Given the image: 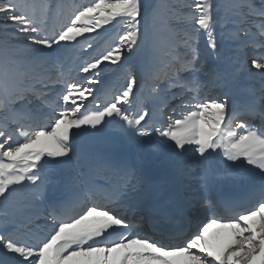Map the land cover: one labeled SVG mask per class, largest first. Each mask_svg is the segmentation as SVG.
<instances>
[{
    "label": "snow or ice",
    "instance_id": "obj_1",
    "mask_svg": "<svg viewBox=\"0 0 264 264\" xmlns=\"http://www.w3.org/2000/svg\"><path fill=\"white\" fill-rule=\"evenodd\" d=\"M106 25L120 29L111 43L76 54ZM142 50L138 82L121 61ZM105 62L125 83L101 95ZM244 73L261 86L230 102ZM113 124L139 145L171 142L199 199L166 208L126 161L76 146ZM221 177L246 180L243 193L218 194ZM0 205V264H264V0H0ZM194 207L211 220L180 244L140 231L191 225Z\"/></svg>",
    "mask_w": 264,
    "mask_h": 264
},
{
    "label": "bare ground",
    "instance_id": "obj_2",
    "mask_svg": "<svg viewBox=\"0 0 264 264\" xmlns=\"http://www.w3.org/2000/svg\"><path fill=\"white\" fill-rule=\"evenodd\" d=\"M110 25H106L103 28H106ZM227 48V47H226ZM226 50V49H225ZM224 51V50H223ZM229 54L221 51V56L225 57ZM145 54L143 50L141 51V60L144 63ZM209 63L215 64L220 63L221 61H217L214 57L209 58ZM239 81H242L244 87L239 86L237 83L231 88L230 102H239L241 105H246L250 100V97L243 91V89L248 87H254L253 77H248L247 73L241 75ZM175 106L179 105V101L174 102ZM83 112V108L81 109ZM164 121L161 120L160 123ZM148 139L150 142L144 145H139L136 148V151L127 155H117L112 154L117 160L126 161L129 165L137 167V170L154 186L155 196L154 199L156 202H165L169 204H177L180 201L181 194L187 196L190 200L195 202L201 196V192L197 188V182L194 179L184 178L181 179L176 171V161L177 157L171 155L168 146L161 141V139L154 135L153 138H144ZM156 140V142H155ZM79 148V147H78ZM171 149V148H170ZM172 150V149H171ZM109 154V153H108ZM161 159L163 162L160 166L155 165L156 159ZM218 172V170H217ZM223 168L218 173H222ZM154 176V177H153ZM246 180H238L232 177H221L217 178L213 181L214 190L219 194L223 191L224 186L226 185H235L238 189H241V194L243 193V189L246 185ZM133 196L135 194H132ZM196 208H191L190 210L195 211ZM189 210V211H190ZM199 213L198 223H201L203 219L209 218L212 215L210 212H205L202 209ZM195 217V215L193 216ZM195 221L191 224V229L198 224ZM46 231V229H45ZM39 235H44V232H40ZM185 238L179 239L181 241H175L172 246L180 244L184 241ZM178 242V243H177ZM169 243V242H167ZM168 244V245H170Z\"/></svg>",
    "mask_w": 264,
    "mask_h": 264
},
{
    "label": "rangeland",
    "instance_id": "obj_3",
    "mask_svg": "<svg viewBox=\"0 0 264 264\" xmlns=\"http://www.w3.org/2000/svg\"><path fill=\"white\" fill-rule=\"evenodd\" d=\"M86 2H88V0H65V3H67L68 5H72L74 3L80 4V3H86ZM148 2L151 4V3H154L155 0H148ZM66 14H67V12L65 13V16H66ZM106 29H107V31H106ZM118 31H120L119 27L113 29L112 25H110L106 28L98 29L97 33H91V34L86 33L84 37H78V41L83 42V52H80L79 49H77L76 54L83 56L84 58H87V56L89 54L96 55L97 51L103 49L104 47H106L109 43H111L115 39ZM98 33H100L101 35H98ZM89 37L92 38V43H93L92 49H88L86 47V38H89ZM221 51L222 52L227 51V53L229 55L231 54V48L227 44L222 46ZM66 55L69 58V63H71L72 59H74L73 52L71 50H69L66 53ZM124 56H125L126 60H122L121 63H124L125 67H132L135 70L137 80L139 82L141 80V71H142V67H143V61L141 60V52L137 53L135 55H131V56H129L128 53H125ZM105 63L107 64V70L101 74V77H100L101 83L96 85V88L101 90V92H100L101 95H103L104 90H106L108 88H112V87L119 88V87L123 86V84L125 83V80L122 78L125 75L124 69H121L119 67V65H111V64H108V62H105ZM101 68H105V65H101ZM117 69H119V71ZM81 75H84V74L81 73ZM253 81H254L255 88L259 89L261 86L260 77L258 75L254 76ZM238 83H239V86L243 85L242 81H238ZM175 91H179V89H177ZM91 99L92 98L89 97V100L83 101V103L86 106L91 107L92 106L91 105ZM182 111H183V109L178 105V106H176V112L173 115L178 116ZM161 120H160V122H161ZM154 123H155V121H154ZM73 131L75 132L77 130H73ZM80 131H83V129H81ZM121 131H122V133H121ZM151 138H153V137H151ZM155 142H156V140H155ZM170 143L171 142H168V144H170ZM168 144H166V145L168 146ZM76 146L79 147L80 150H84L86 148H92L93 150L99 151V152H103V150H109L110 152H107L109 154H111V153L116 154L118 152L120 154H129L130 151H132L133 149L134 150L132 151V153L136 151L138 144L135 143L133 140H131L129 138V136L119 127L118 124H113L109 128H107L104 131V133H102L100 136L94 138L91 141V143L89 142V139L86 138L80 144L77 143ZM168 149H169L171 155L174 156L173 151L170 149L169 146H168ZM122 151L125 153H123ZM119 156H121V155H119ZM127 156H129V155H127ZM160 162L162 163L163 161L160 159ZM52 163H54V162H52ZM161 163L156 164V160H155L156 166H160ZM215 165H217L219 168L222 167V165H219V164H215ZM48 168H50V167L46 166L44 168L42 175H44V173L46 172V170ZM222 168L220 170H218V172L221 171ZM135 169H137V167H135ZM180 178L184 179L185 177L180 176ZM1 206L2 205H0V207ZM198 209L199 208L195 209V213H197ZM207 222H208L207 219H205V221L202 222L201 224L198 222H196V223H198L197 225H199V224L202 225L203 223H207ZM197 225L194 227L193 230H197ZM195 232L196 231H194L193 233H195ZM179 241H181V240H179Z\"/></svg>",
    "mask_w": 264,
    "mask_h": 264
}]
</instances>
